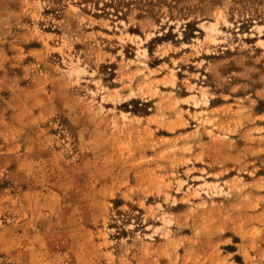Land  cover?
Returning <instances> with one entry per match:
<instances>
[{
	"label": "rangeland",
	"instance_id": "1",
	"mask_svg": "<svg viewBox=\"0 0 264 264\" xmlns=\"http://www.w3.org/2000/svg\"><path fill=\"white\" fill-rule=\"evenodd\" d=\"M0 264H264V0H0Z\"/></svg>",
	"mask_w": 264,
	"mask_h": 264
},
{
	"label": "bare ground",
	"instance_id": "2",
	"mask_svg": "<svg viewBox=\"0 0 264 264\" xmlns=\"http://www.w3.org/2000/svg\"><path fill=\"white\" fill-rule=\"evenodd\" d=\"M213 26H211L210 28H212ZM208 30V29H207Z\"/></svg>",
	"mask_w": 264,
	"mask_h": 264
}]
</instances>
